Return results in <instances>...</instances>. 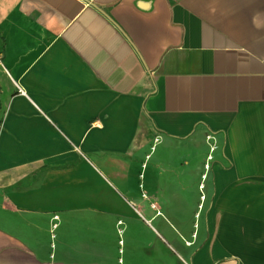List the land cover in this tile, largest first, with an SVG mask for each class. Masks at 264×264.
<instances>
[{"label": "crops", "instance_id": "1", "mask_svg": "<svg viewBox=\"0 0 264 264\" xmlns=\"http://www.w3.org/2000/svg\"><path fill=\"white\" fill-rule=\"evenodd\" d=\"M0 55V264H264V0H0Z\"/></svg>", "mask_w": 264, "mask_h": 264}, {"label": "built area", "instance_id": "2", "mask_svg": "<svg viewBox=\"0 0 264 264\" xmlns=\"http://www.w3.org/2000/svg\"><path fill=\"white\" fill-rule=\"evenodd\" d=\"M0 66H3V64H2V56H1V55H0ZM20 92H22L21 89H20ZM209 139H211V137H209ZM211 151H214V147L212 148ZM210 159H211V158H210ZM206 167L209 168V165H206Z\"/></svg>", "mask_w": 264, "mask_h": 264}, {"label": "trees", "instance_id": "3", "mask_svg": "<svg viewBox=\"0 0 264 264\" xmlns=\"http://www.w3.org/2000/svg\"><path fill=\"white\" fill-rule=\"evenodd\" d=\"M0 90H1V87H0ZM0 111H1V104H0Z\"/></svg>", "mask_w": 264, "mask_h": 264}, {"label": "rangeland", "instance_id": "4", "mask_svg": "<svg viewBox=\"0 0 264 264\" xmlns=\"http://www.w3.org/2000/svg\"><path fill=\"white\" fill-rule=\"evenodd\" d=\"M0 121H1V119H0Z\"/></svg>", "mask_w": 264, "mask_h": 264}]
</instances>
